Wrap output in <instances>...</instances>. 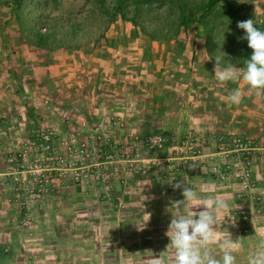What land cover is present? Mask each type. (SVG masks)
Returning <instances> with one entry per match:
<instances>
[{
	"label": "rangeland",
	"instance_id": "rangeland-1",
	"mask_svg": "<svg viewBox=\"0 0 264 264\" xmlns=\"http://www.w3.org/2000/svg\"><path fill=\"white\" fill-rule=\"evenodd\" d=\"M4 1L0 0V117L6 128L0 126V167H11L2 179L16 202L10 213L14 219L6 225L17 227V212L26 209L20 229L28 238L24 252L8 264L18 259V264H37L35 256L44 257L43 264H149L160 254L170 259L173 250L167 249L169 238L160 229L145 230L144 223L127 225L131 185L151 181L160 186L157 191L173 197L178 190L174 184L184 179L192 183L194 176L202 174L225 185L224 191L235 189L227 196L242 205L233 210L232 222L218 237L229 232L234 240L241 238L237 264H247L264 239V194L254 172V167H264V142L253 136L256 131L249 136L223 129L204 134L181 135L176 129L169 134L148 133L138 122L136 107L149 101L151 94L163 96V50L177 38L161 32L154 38H136L132 24L122 20L109 25L105 38L106 21L96 0H51L47 16L58 20L57 31L48 45H40L30 31L33 22H18ZM224 2L240 22L252 19L254 24H264V0ZM69 18L80 27L72 29ZM147 24L159 30L164 27L152 19ZM44 26V33L51 32L48 24ZM195 34L193 28L190 36ZM206 55L214 76L215 62L207 51ZM226 86L230 94L236 87L241 89L239 108L247 104L246 114L264 116L263 92L249 90L243 81ZM153 102L161 106L158 99ZM29 109L33 119L27 116ZM154 134L164 135L161 149L145 145ZM28 169L38 170L42 177L30 179ZM16 179L24 181L21 187L15 185ZM78 186L82 195L114 204L107 209L93 203L84 205V210L73 203L60 204L54 210L56 219L73 215V221H62L61 233L46 230L51 228L47 224L43 232L39 214L45 202L70 191L77 194ZM118 191L128 198L118 201ZM141 195L145 199L146 191ZM147 206L144 201L134 209L143 216ZM118 212L119 220L104 219ZM105 229L116 235H102ZM213 251L220 258L218 244Z\"/></svg>",
	"mask_w": 264,
	"mask_h": 264
},
{
	"label": "crops",
	"instance_id": "crops-1",
	"mask_svg": "<svg viewBox=\"0 0 264 264\" xmlns=\"http://www.w3.org/2000/svg\"><path fill=\"white\" fill-rule=\"evenodd\" d=\"M205 44V39L203 38L187 36L175 39L171 42L172 46H170L168 50H163V62L161 67V69L163 68V96L160 95V98H156L151 94L149 95V101L144 105H138L136 107L139 112V124L148 133L150 131L154 133L163 130L164 133L169 134L172 129H176L175 132H180L181 135L187 134L190 131L204 134L223 129L224 131L231 132L242 131L249 136L250 134L248 133H253V130H255L256 132L253 136L261 139V142H264V116L260 117L246 114L248 112L247 104H241L239 108V105H230L228 103L230 89L227 88L226 84H220L214 79L212 70L210 69L212 62L206 55ZM144 54L145 52H142V55ZM214 89H220V91L218 92ZM155 99L159 100L160 107H157L153 102ZM129 109L130 108H126V110ZM231 110L235 111V114H232ZM100 128L101 125H98L97 129ZM262 158H264V151L262 153ZM9 168L11 167H0V221H3L0 223V264H8L11 258L14 259V256H18V253H23V249L27 246L25 241L28 239L26 234L20 229L22 228L20 223L23 220L24 214L27 213L26 209L23 208L25 205L23 207L21 206L25 210L20 209V213L17 212V216L15 217V219L18 220L17 225L19 227H9L6 225L8 219H14L11 216L13 214L10 213H13L11 210L16 203L11 199V191L7 185L6 179H2V176H6L10 173L7 171ZM254 170L255 176L260 180V189L264 194V167H254ZM193 178L190 184L198 191H201L205 195L214 192L228 198L230 210L219 216L216 226L217 235H220L232 222L233 210L242 205L238 204L239 201L237 203L235 199L233 200L227 196L230 193L232 194V191L235 189L232 188L230 193L224 191L222 187L225 185H222L212 177L209 179L203 174L197 177L194 176ZM157 185L153 184L151 181L138 180V182H133L131 185L132 194L128 195L129 197L131 196L130 199L127 195L123 194V191H118V197L116 198H118V201L124 197L125 199L128 198L127 203L131 204V211H129L127 223L129 227L131 224H133L134 227H138L139 224L142 225L144 223L145 230L160 229L164 237L170 223L168 218L171 219V205L174 201L182 200L183 196L181 195L182 190L180 189L175 192L173 197L166 196L164 193L162 194L160 191H157L160 189V186L156 187ZM123 187L124 185H122V188ZM144 191H146L147 195L145 199L141 195ZM76 192L77 194H72L70 191L63 197L57 196L45 202L46 206L41 209L39 219L42 221V228H44L45 224H47L48 227L51 226V228L46 229L48 227H45L42 229L43 232L46 229L54 230L55 233H61L62 221H73V215L69 217L62 216L56 219L57 213L55 212L54 214V210H56L57 206L60 204L73 203L79 205L83 210L87 208L84 205L93 203L102 204L107 209L109 204H114L109 203L107 200H95L82 195L83 188L81 186L77 187ZM131 192L129 191V193ZM144 201L149 206H147V208L144 207L142 211L143 216H139L141 213L137 210L135 211L134 208L137 209L138 204ZM194 210L199 211L202 209ZM102 213L104 216L107 215L104 212ZM110 214V216L104 217V219L113 221L115 217L119 220V212ZM103 215H100L101 219H103ZM56 220L58 221L57 226H54V221ZM48 222L51 224L49 225ZM109 233L116 235V231H107V229L102 232V235H108ZM224 235L225 234H223V236ZM42 242L43 245H45L48 239L47 242L45 240H42ZM42 242L39 244H42ZM101 243L103 244L102 239ZM44 252L47 254L50 250L46 249ZM35 258L38 260V262H36L37 264H43L41 260L42 258L44 259V257L35 256ZM19 261L21 260L18 259L16 264H18Z\"/></svg>",
	"mask_w": 264,
	"mask_h": 264
},
{
	"label": "trees",
	"instance_id": "trees-1",
	"mask_svg": "<svg viewBox=\"0 0 264 264\" xmlns=\"http://www.w3.org/2000/svg\"><path fill=\"white\" fill-rule=\"evenodd\" d=\"M51 0H6L11 13L16 20L23 24L24 19L33 22L30 31L37 38L40 45H48L57 31V19H49ZM101 16L106 21V31L109 25L118 20L130 22L133 26L134 37H156L158 33L173 38L190 36L195 28L196 38L205 39L206 51L215 62V56H222L224 62L231 61L237 67L243 66V61L252 55L247 40L241 39L245 32L237 30L238 19L224 0H96ZM33 10V12H32ZM93 16L95 9L90 11ZM89 15V16H90ZM87 18H90V17ZM152 19L157 26L163 22V29L147 24ZM72 29L80 27L79 22L68 19ZM150 23V22H149ZM41 24V25H40ZM48 24L51 32L44 33V25ZM260 31H264V24H254ZM47 30V28H46ZM106 38V37H105ZM21 89L24 84L19 81ZM264 93V92H263ZM33 109H29L27 116L33 119ZM0 126L4 125V117H0Z\"/></svg>",
	"mask_w": 264,
	"mask_h": 264
},
{
	"label": "clouds",
	"instance_id": "clouds-1",
	"mask_svg": "<svg viewBox=\"0 0 264 264\" xmlns=\"http://www.w3.org/2000/svg\"><path fill=\"white\" fill-rule=\"evenodd\" d=\"M254 23L248 19L237 25L245 32L241 39L247 40L251 57L243 61L242 67H237L231 61L224 62L222 56H215L213 72L220 84L243 81L249 90L260 93L264 92V31L254 27ZM241 102L242 91L236 87L228 96V103L239 105ZM173 187L182 190L183 196L171 205V221L165 233L170 241L167 249L173 250V256L169 259L160 254L149 264H237L241 238L234 240L229 232L218 237L216 228L219 216L230 210L228 198L214 192L205 195L185 179ZM217 244L222 252L220 258L213 251ZM247 264H264V239L249 255Z\"/></svg>",
	"mask_w": 264,
	"mask_h": 264
},
{
	"label": "built area",
	"instance_id": "built-area-1",
	"mask_svg": "<svg viewBox=\"0 0 264 264\" xmlns=\"http://www.w3.org/2000/svg\"><path fill=\"white\" fill-rule=\"evenodd\" d=\"M45 29V28H44ZM43 139V137H42ZM145 145L147 147H150V148H157V149H161L164 145V138L162 135L160 134H154V135H151L149 136L146 140H145ZM162 164V163H161ZM23 170V169H22ZM28 173L32 174V175H29V178L30 179H34V180H37L38 177H42V175L39 173L38 174V170H30L28 169L27 170ZM22 182V183H21ZM39 182H43V180H39ZM24 183V181H17V179L15 180V185H18V187L22 186V184ZM39 185V184H38ZM42 186V185H40ZM15 186V190H19V188ZM27 194V193H26Z\"/></svg>",
	"mask_w": 264,
	"mask_h": 264
}]
</instances>
